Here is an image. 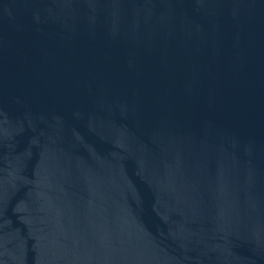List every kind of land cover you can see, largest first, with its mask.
I'll use <instances>...</instances> for the list:
<instances>
[{"label": "water", "instance_id": "95a60500", "mask_svg": "<svg viewBox=\"0 0 264 264\" xmlns=\"http://www.w3.org/2000/svg\"><path fill=\"white\" fill-rule=\"evenodd\" d=\"M0 264H264V0H0Z\"/></svg>", "mask_w": 264, "mask_h": 264}]
</instances>
